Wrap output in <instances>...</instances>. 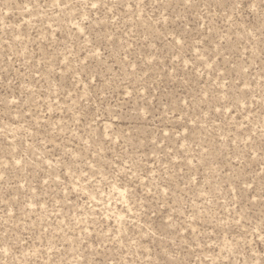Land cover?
<instances>
[{
	"label": "rangeland",
	"instance_id": "obj_1",
	"mask_svg": "<svg viewBox=\"0 0 264 264\" xmlns=\"http://www.w3.org/2000/svg\"><path fill=\"white\" fill-rule=\"evenodd\" d=\"M0 264H264V0H0Z\"/></svg>",
	"mask_w": 264,
	"mask_h": 264
},
{
	"label": "snow or ice",
	"instance_id": "obj_2",
	"mask_svg": "<svg viewBox=\"0 0 264 264\" xmlns=\"http://www.w3.org/2000/svg\"><path fill=\"white\" fill-rule=\"evenodd\" d=\"M93 7H95V5H93Z\"/></svg>",
	"mask_w": 264,
	"mask_h": 264
}]
</instances>
